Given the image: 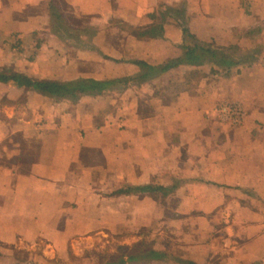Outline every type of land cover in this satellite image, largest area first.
<instances>
[{"label":"crops","instance_id":"1","mask_svg":"<svg viewBox=\"0 0 264 264\" xmlns=\"http://www.w3.org/2000/svg\"><path fill=\"white\" fill-rule=\"evenodd\" d=\"M184 29L254 61L138 80ZM0 71L131 80L76 99L0 82V264L39 242L40 264H73L107 231L154 253L124 264H264V0H0Z\"/></svg>","mask_w":264,"mask_h":264},{"label":"trees","instance_id":"2","mask_svg":"<svg viewBox=\"0 0 264 264\" xmlns=\"http://www.w3.org/2000/svg\"><path fill=\"white\" fill-rule=\"evenodd\" d=\"M186 38L192 42H187L182 46V54L176 58L168 60L166 63L159 66H149L144 62H137V66L140 68L141 72L137 79L141 82H148L154 80L164 73H167L180 66H204L213 65L216 68L231 69L235 66L251 63L254 61L252 56H246L242 59H235L234 56L225 53L222 50L214 49L207 45H202L198 43L187 29L183 30ZM16 81L18 86L21 88L33 89L43 95L51 97H72L76 99L80 95H99L104 91L113 88L116 84L123 82L127 85L131 80L123 79L121 81H107L98 82L94 80H81L70 83H55V82H41L35 81L26 77H9L5 74L0 73V82ZM142 193L145 189L140 190ZM136 251H131L127 254L128 260L134 261L139 257H154L153 252H147L144 255L139 254V248L134 247ZM124 249V248H122ZM128 250L129 248H125ZM129 252V251H128ZM124 260L112 261L110 264H124Z\"/></svg>","mask_w":264,"mask_h":264},{"label":"rangeland","instance_id":"3","mask_svg":"<svg viewBox=\"0 0 264 264\" xmlns=\"http://www.w3.org/2000/svg\"><path fill=\"white\" fill-rule=\"evenodd\" d=\"M188 42L192 41L188 40ZM0 73L5 74L9 77L18 76L17 72L14 71H0ZM19 75L23 76L22 74ZM23 99L25 101L27 100V94L26 96L24 95ZM104 218L106 221H111L112 216L106 213L104 215ZM105 233L106 236L102 237L100 240L97 241L94 239L90 241L91 243L86 245L89 246L87 247V249L86 246L83 245V252L81 254L82 257L74 258L73 264H110V262L112 261L116 262L121 260L124 257V254L128 253V251L131 252V249L126 250L120 247L121 245L119 244V242L123 240L121 235H113L111 231H107ZM44 246V242H39L36 251L32 252L34 253V256L32 258L30 256V253L24 250L19 253V258L22 261H28L29 258L34 259L33 262H35V264H40L41 261H39L37 255L42 253ZM134 249L135 248H132V250Z\"/></svg>","mask_w":264,"mask_h":264},{"label":"built area","instance_id":"4","mask_svg":"<svg viewBox=\"0 0 264 264\" xmlns=\"http://www.w3.org/2000/svg\"><path fill=\"white\" fill-rule=\"evenodd\" d=\"M219 119L232 126H239L245 119V112L237 104H224L216 110Z\"/></svg>","mask_w":264,"mask_h":264}]
</instances>
